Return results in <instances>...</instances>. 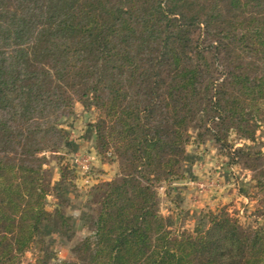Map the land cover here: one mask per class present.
<instances>
[{
	"label": "trees",
	"instance_id": "16d2710c",
	"mask_svg": "<svg viewBox=\"0 0 264 264\" xmlns=\"http://www.w3.org/2000/svg\"><path fill=\"white\" fill-rule=\"evenodd\" d=\"M75 103L122 168L78 263L60 264H264L263 225L222 209L172 230L157 193L183 179L192 133L225 156L231 132L263 123L264 0H0V264H21L50 221L46 155L68 147Z\"/></svg>",
	"mask_w": 264,
	"mask_h": 264
},
{
	"label": "rangeland",
	"instance_id": "374dc122",
	"mask_svg": "<svg viewBox=\"0 0 264 264\" xmlns=\"http://www.w3.org/2000/svg\"><path fill=\"white\" fill-rule=\"evenodd\" d=\"M97 116L75 103L71 114L62 119L68 147L46 155L50 221L40 225V234L21 264L78 263L73 249L91 232L90 221L99 209L103 184L122 168L119 161L102 159L94 148L90 126ZM262 121L251 140L231 132L227 140L232 149L225 156L212 141L200 145L191 134L180 170L183 179L157 190L159 211L170 229L193 232L199 226L205 228L201 217L222 209L242 228L264 227V117ZM56 208L64 226L55 217Z\"/></svg>",
	"mask_w": 264,
	"mask_h": 264
},
{
	"label": "crops",
	"instance_id": "0c3cea01",
	"mask_svg": "<svg viewBox=\"0 0 264 264\" xmlns=\"http://www.w3.org/2000/svg\"><path fill=\"white\" fill-rule=\"evenodd\" d=\"M27 259V258H26ZM24 264H27V263H24Z\"/></svg>",
	"mask_w": 264,
	"mask_h": 264
}]
</instances>
